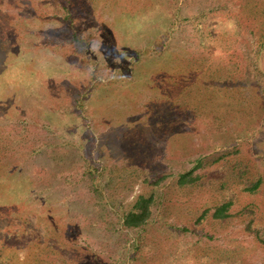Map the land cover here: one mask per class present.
I'll list each match as a JSON object with an SVG mask.
<instances>
[{
	"label": "rangeland",
	"instance_id": "1",
	"mask_svg": "<svg viewBox=\"0 0 264 264\" xmlns=\"http://www.w3.org/2000/svg\"><path fill=\"white\" fill-rule=\"evenodd\" d=\"M0 264H264V0H0Z\"/></svg>",
	"mask_w": 264,
	"mask_h": 264
},
{
	"label": "trees",
	"instance_id": "2",
	"mask_svg": "<svg viewBox=\"0 0 264 264\" xmlns=\"http://www.w3.org/2000/svg\"><path fill=\"white\" fill-rule=\"evenodd\" d=\"M190 175V174H189ZM190 177L188 175H182L181 176V182H183L185 179H189ZM149 200H142L140 201V203H143L144 206H142V208L144 209H141L140 213H129L127 216H126V219H125V223L127 222L126 225H138L143 218L146 217L148 211L146 210V206L145 204L148 203ZM228 208V204H224L222 205L221 207H218L216 209V215L217 216H224L225 213L224 211Z\"/></svg>",
	"mask_w": 264,
	"mask_h": 264
}]
</instances>
